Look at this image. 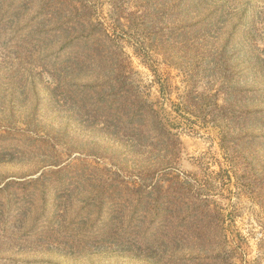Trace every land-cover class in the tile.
Returning a JSON list of instances; mask_svg holds the SVG:
<instances>
[{"label":"rangeland","instance_id":"rangeland-1","mask_svg":"<svg viewBox=\"0 0 264 264\" xmlns=\"http://www.w3.org/2000/svg\"><path fill=\"white\" fill-rule=\"evenodd\" d=\"M86 1L102 31L124 47L142 81L151 86V100L164 109L177 132L180 150L173 174L196 200L139 201L133 218L135 201H98L105 190L101 181L116 177L118 166L112 164L106 146L100 148L107 144L101 134L86 127L85 107L76 108L91 101L82 94L66 103L68 118L52 114L44 120L47 136L15 135L28 126L24 121L47 94L43 83L60 77L58 69L52 76L46 70L37 75L40 64L50 71L54 56L48 55L75 38L77 28L62 29L53 34L55 40L45 37L41 45L35 33L51 10L45 9L21 36V21L13 13L3 19L8 0H0V125L12 126L7 129L10 136L0 128V264H223L211 263L216 254L211 244L226 229L242 246L234 264H264V139L240 142L233 147L236 153L228 152L221 145L220 122L212 115L219 114L214 105L260 112L238 123L241 134L264 136V0ZM44 3L26 0L20 11L23 26L39 16ZM197 21L208 31L206 48L223 55L227 69L219 59L210 65L207 58L194 56L191 83L164 64L157 68L160 76L154 75L134 54L131 45L157 44L165 38V24L177 27ZM158 23L163 31H150ZM199 33L203 34L195 32L196 38ZM81 47L76 45V53ZM63 52L68 68L61 76L83 83L94 58L74 55L72 48ZM77 99L81 101L75 103ZM187 107L195 113L183 111ZM109 190L115 198L122 193L117 186Z\"/></svg>","mask_w":264,"mask_h":264},{"label":"trees","instance_id":"trees-1","mask_svg":"<svg viewBox=\"0 0 264 264\" xmlns=\"http://www.w3.org/2000/svg\"><path fill=\"white\" fill-rule=\"evenodd\" d=\"M25 2L26 0H8L7 10L3 17L4 19L13 13L16 20L21 21L18 27L19 35L25 36L27 29L36 23L45 9L51 11L45 13L44 25L35 33L41 45H43L42 39L45 37L55 40L53 34L59 31L63 32L64 29L68 30L70 26L77 29L74 34L75 38L70 39L62 47L57 46L48 55L49 57L54 56L52 63L54 67L50 68V71L45 69V65L40 64L41 70L37 72V75L41 76L42 71L46 70L52 76L51 72L58 69L60 77L54 78L55 81L43 83L47 94L36 103L29 118L24 121L28 126L22 128L24 129L22 131H16L15 135L42 132L44 136H47L49 131L44 127L46 124L44 120L51 117L52 114L56 118H68V108H64L66 103L82 94L83 97H90L91 101L89 103L84 101L83 104L76 105V108L85 107L84 122L86 127L92 132L101 134L108 145H101L100 148L106 146L111 156L109 159L112 160V164L118 166L116 177H111L105 182L101 181L105 190L101 196H98V201H135L131 211L133 218L139 201H189L187 197L196 200L194 195L185 193L183 189L185 184L178 180V175L173 174L177 170L175 165L179 160L180 150L177 132L172 130L173 127L166 120L163 114L164 109L157 107V104L151 100V86L142 81L124 47L120 46L116 39L102 31L103 25L94 21L93 6L86 0H45L39 16L29 18L23 26L22 20L25 17H22L20 11ZM63 13H66V16L62 15ZM47 14L50 16H46ZM57 15L61 16L60 20L56 19ZM150 20L152 24L155 23L153 19ZM201 23L197 21L177 27H170V23L165 24L166 27L163 26L165 29L163 37L165 38L159 43H138L131 45V47L134 54L154 72V75L160 76L157 68L160 64H164L178 69L188 79V82L192 83L194 77L192 72L194 60L192 57L194 56L199 59L207 58L210 65L219 59L222 69H227L224 65L223 55L219 56L217 50L212 52L206 48L204 40L208 31L205 32L201 29ZM156 25V29L153 25L150 31H163L162 28H158L162 26V23ZM198 31H202L203 34L199 33L198 38H196L195 32ZM100 36H103L104 40H99ZM175 38H177V43L174 44ZM81 39L84 43L81 42ZM76 45L82 46L79 53H76ZM69 48L74 50L72 52L74 55L89 54L94 58V68L84 76L85 81L83 83L79 78L68 77V75L61 76L68 68V61L67 64L64 63L68 58L63 61L65 54L63 50ZM48 56H44L45 60ZM37 66L39 67V65ZM20 88L22 87L20 86ZM34 91H36V84ZM80 101L77 99L75 103ZM214 106L218 109L219 114H212L213 120L218 119L220 122L217 126L221 128V145L224 150L236 153L233 147L240 142L248 141L251 144H256L264 139V136L241 134L238 123V121L243 122L251 116L260 114V112L251 113V111L244 109L240 111L234 108L235 106L232 108ZM183 111L189 114L195 113L188 107ZM60 113L61 115H59ZM18 115L19 118L23 116L21 113ZM59 123L64 125L62 122ZM35 125L39 127L36 130L31 129ZM0 128H3L4 133L10 136L7 129H11V125L1 124ZM87 155L101 157L99 153H87ZM128 161L133 163V167L128 166ZM170 176L172 177L170 178ZM125 178L133 180L128 182ZM171 181L172 184H164V182L169 183ZM113 186L121 188L120 197L115 198V195L111 194L109 189ZM178 190H182L183 193L179 195ZM182 197L183 200H181ZM90 200L96 201V196L90 195ZM131 217L127 226L132 221ZM217 223H215L216 231L220 232L218 230L221 227L220 221ZM200 227L202 234L205 228L203 225ZM178 231L184 232L181 228ZM222 233L216 237V244H211L213 252L216 253L211 259V263L234 264V258H239L242 248L241 242L238 239L235 242L237 236L233 232L230 233L229 237L227 229Z\"/></svg>","mask_w":264,"mask_h":264}]
</instances>
